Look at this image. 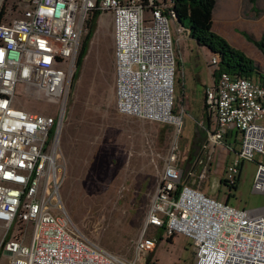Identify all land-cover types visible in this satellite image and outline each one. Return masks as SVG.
Segmentation results:
<instances>
[{
	"label": "built area",
	"instance_id": "1",
	"mask_svg": "<svg viewBox=\"0 0 264 264\" xmlns=\"http://www.w3.org/2000/svg\"><path fill=\"white\" fill-rule=\"evenodd\" d=\"M21 1L20 17L6 21L3 15L0 21V264H142L161 237L175 236L192 242L193 264H264V207L245 211L219 202L205 175L187 185L175 148L135 242L134 260L76 232L61 211L64 174L57 147L87 17L93 10L100 19L111 15L117 112L179 126L169 25L175 21L173 0ZM216 68L212 57L211 73ZM28 100L53 108V114L27 110L22 105ZM203 103L211 128L202 150L214 159L225 156L221 180L233 186L240 163L258 153L263 162L253 191L264 193V77L220 73L205 87ZM232 130L239 151L228 162L232 150L224 139ZM149 229L159 236H147Z\"/></svg>",
	"mask_w": 264,
	"mask_h": 264
},
{
	"label": "rangeland",
	"instance_id": "2",
	"mask_svg": "<svg viewBox=\"0 0 264 264\" xmlns=\"http://www.w3.org/2000/svg\"><path fill=\"white\" fill-rule=\"evenodd\" d=\"M1 9L4 20L18 18L22 1L0 0ZM215 22L219 28L217 17ZM169 25L175 58L173 103L180 116L179 126L117 112L112 23L111 15L105 14L96 21L77 79L70 85L59 134L57 164L64 174L59 189L61 211L80 236L127 261L135 258V242L174 148L187 185H197L205 175L204 181L208 180L212 196L219 202L236 210L264 207V193L253 191L262 155L254 153L251 160L240 163L236 187L229 190L221 184L225 156L214 159L202 150L207 139L203 97L205 87L212 84V56L189 39L187 20L170 21ZM16 92H22L21 86ZM28 101L21 104L27 110L53 114V108L43 110V103ZM230 147L228 162L237 158L239 144ZM153 234L152 229L147 231V236ZM141 259L142 264H193V245L182 236L171 242L161 237L153 251Z\"/></svg>",
	"mask_w": 264,
	"mask_h": 264
},
{
	"label": "trees",
	"instance_id": "3",
	"mask_svg": "<svg viewBox=\"0 0 264 264\" xmlns=\"http://www.w3.org/2000/svg\"><path fill=\"white\" fill-rule=\"evenodd\" d=\"M253 4L255 0H248ZM216 0H173L172 11L177 22L187 20L189 26L185 29L187 36L194 41L196 46L206 49L217 60V68L212 72V76L216 77L220 73H227L234 77L245 79H259L262 74L259 73V66L248 58L244 53L231 47L228 42L220 35L212 30L213 10ZM4 9L0 10V21L4 15ZM99 13L95 10L91 11L85 22L86 34L84 35L79 52L76 58V69L72 77V83L77 79L80 67L87 54L89 42L94 34L96 21ZM242 37L252 44L264 56V33L259 39H254L247 33L241 32ZM114 54V51H113ZM239 175L233 186L226 185L224 180L221 184L234 189L238 181ZM173 237L167 239L171 242Z\"/></svg>",
	"mask_w": 264,
	"mask_h": 264
},
{
	"label": "crops",
	"instance_id": "4",
	"mask_svg": "<svg viewBox=\"0 0 264 264\" xmlns=\"http://www.w3.org/2000/svg\"><path fill=\"white\" fill-rule=\"evenodd\" d=\"M217 11L218 13H216ZM215 17H217V22L220 25L219 28H215ZM234 24H240L242 28L236 27ZM212 30L224 38L231 47L243 52L254 61L259 66V73L264 77V56L240 34L241 32L247 33L257 40L264 33V0H255L253 4L249 3L248 0H216ZM213 79L211 73V83ZM203 116H205L206 129H210L211 123L206 118L204 103L202 107ZM238 137V133L232 130L228 132L224 140L226 144L232 145L238 142Z\"/></svg>",
	"mask_w": 264,
	"mask_h": 264
}]
</instances>
